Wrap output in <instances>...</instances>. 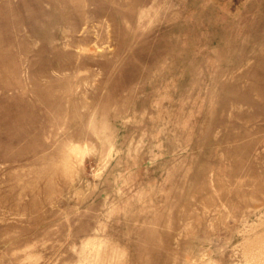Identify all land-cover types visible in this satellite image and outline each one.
<instances>
[{"label": "rangeland", "instance_id": "1", "mask_svg": "<svg viewBox=\"0 0 264 264\" xmlns=\"http://www.w3.org/2000/svg\"><path fill=\"white\" fill-rule=\"evenodd\" d=\"M264 0H0V264H264Z\"/></svg>", "mask_w": 264, "mask_h": 264}, {"label": "bare ground", "instance_id": "2", "mask_svg": "<svg viewBox=\"0 0 264 264\" xmlns=\"http://www.w3.org/2000/svg\"><path fill=\"white\" fill-rule=\"evenodd\" d=\"M263 92H264V90H263Z\"/></svg>", "mask_w": 264, "mask_h": 264}]
</instances>
